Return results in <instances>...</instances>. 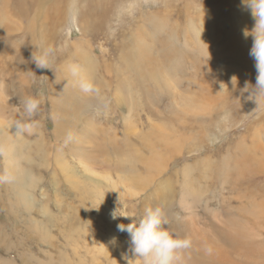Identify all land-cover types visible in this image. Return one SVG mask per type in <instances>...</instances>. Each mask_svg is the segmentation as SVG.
I'll use <instances>...</instances> for the list:
<instances>
[{"label":"rangeland","instance_id":"1","mask_svg":"<svg viewBox=\"0 0 264 264\" xmlns=\"http://www.w3.org/2000/svg\"><path fill=\"white\" fill-rule=\"evenodd\" d=\"M78 1L69 0L68 6L60 4L63 11L59 17L40 22L33 30L26 27L24 17L0 10V83L10 101L9 113L1 114L5 120L1 121L14 134V121L20 118L19 100L31 96L41 101L34 117L36 131L15 135L16 140L20 138L17 146L0 131V264H108L113 238L116 242L112 247L130 238L127 232H119L116 224L141 218L153 199L158 204L169 197L167 217L171 218L167 222L186 216L177 202L180 187L168 182L175 181L176 171L182 178L187 174V179L196 184L193 191L199 209L195 213L202 219H206L204 209L218 210L221 202L232 200L236 211L247 201L259 203L264 198V180L255 179L260 187L248 184L253 186L249 190L244 183L234 184L224 160L229 157L233 161L245 147L258 146L254 135L263 131L257 133L261 139L260 133H264V99L255 102L250 92L257 72H245L243 66L253 58L244 53L234 60L229 44L234 26V21L226 18L229 0ZM18 3L20 7L25 5L26 16L34 15L30 0ZM202 13L206 18L198 20L197 14ZM149 16L153 18L151 23L146 22ZM219 17H224V25H217ZM187 18L195 19L193 26L198 29L202 21L206 30H185ZM57 22L60 26L50 25ZM4 23L12 30H2ZM196 33L209 41L205 47L195 43ZM186 39L191 49L181 47ZM45 48L52 49L49 69H37L32 54ZM72 66L85 68L90 77L87 79L91 81L92 77L97 90L88 95L90 118L99 119L101 127L110 132L117 131L121 138L118 142L125 146L128 157L138 163L144 178L150 177L151 186L138 196H130L126 187L115 190L109 180H101L99 199L100 190L94 191L95 186L87 181L72 145L64 144L58 134L64 126L60 101L84 99L63 83L74 80L69 76ZM165 70L178 80V94L161 86ZM210 76L217 79L218 94L212 93V103L206 110L194 115L177 111L175 103L187 104L183 97L195 92L192 80L205 81ZM159 78L163 82L159 83ZM214 86L208 85L204 93ZM130 101L134 105L133 121L126 117ZM128 124L135 126L129 128ZM241 142H245L244 148L238 146ZM6 149L12 153L13 163L6 160ZM141 158L154 163L156 171L148 173L140 164ZM63 160L70 163L71 173L61 170ZM163 164L167 170L158 173ZM106 172L98 173L114 179L120 174L108 167ZM17 182L22 183L23 190ZM114 211L121 217L113 219ZM126 215L131 218L125 220L122 216ZM112 220L114 226L109 222Z\"/></svg>","mask_w":264,"mask_h":264},{"label":"bare ground","instance_id":"2","mask_svg":"<svg viewBox=\"0 0 264 264\" xmlns=\"http://www.w3.org/2000/svg\"><path fill=\"white\" fill-rule=\"evenodd\" d=\"M68 2L69 0H30V4L34 9L33 11L35 13L34 15L28 14L26 16L25 14L26 10L24 7L25 5L24 6L21 5L20 7L18 5L19 4L18 0H0V10H4L6 14L11 13L16 18L24 17L25 19H27L26 27L28 29H32L34 25L39 24L40 22L46 23L45 20L51 21L52 19L59 17L63 11L60 4L65 3V5L68 6ZM77 2L79 3L78 0ZM229 2L231 3V7L226 18L227 21L229 20L234 21V26H231L230 29L231 36H230L229 44L232 46V50H233L232 54L235 56L233 57V59L236 60L239 56H243L244 53L248 54L250 51V48L252 46V37L249 36L247 39L244 38L243 29L248 28L249 30H251V28L254 25V21L251 16L250 10L243 9L244 7L241 6V0H229ZM200 8L202 12L203 8L202 7ZM204 15L205 14L200 16L197 14L198 16L197 19L204 20L206 18L204 17ZM223 18L224 17L218 18V23H217L218 26L224 25ZM152 19L153 18L149 16L146 22L151 23ZM187 19L189 22L188 23L189 28L186 27L185 30L193 29L195 32L197 31L203 32L206 30V25L202 21L200 22V25L202 27L201 28L199 27L198 29L197 27L193 26L195 25L194 23L195 19L194 20H192L193 18L192 19L187 18ZM60 22L53 23L50 25L60 26ZM93 25L95 24L90 25L89 28ZM2 30L10 31L12 30V27L11 25L5 24L2 27ZM160 32L158 35H160ZM225 32L227 33L225 34L226 36L229 35L227 30H225ZM213 35H215L214 32ZM201 36L199 33H196V36H194L195 43L199 45V42H201L205 47L206 46L205 44L209 41L205 38L203 39L204 36L202 37ZM219 37L222 38L220 34ZM181 47L183 49L192 48L190 47V43L188 42L187 39L183 44V46L181 45ZM85 59H88V57H85ZM254 64H255L254 60H252L250 64H244L243 65L245 67L244 71L256 72ZM208 65L211 66L210 63ZM70 69L71 68H69L70 74L69 73L68 74L69 76H72ZM80 70H81V74L85 78L87 77L90 78L88 75V71H84L86 70L85 68L84 69L81 68ZM161 72L163 71L161 70ZM164 75L165 76L163 77H166L165 80L159 78V83L163 82L164 80V83H162L161 86L167 87L168 90L173 93V95L178 94V90L175 89V87L178 86V80L169 71L165 70ZM88 80L90 81V79ZM124 80H126V78H124ZM66 81L67 80H64L63 83H65L67 87L68 86L72 87V91L70 92L74 94H81L84 99L80 100L79 98H75L72 101H68L65 99V100H61L62 102L58 99L60 101L59 104H62L61 107L64 112V114L61 117L62 121L64 122V126L58 129V134L60 135L62 140H64V144L66 143V145L69 146L72 145L71 147L73 149V155L78 161L81 170H83V172L86 173L85 175L87 181H89L91 185L95 186L93 187L94 191H98V189L100 190L101 195L98 196L99 199H102L101 185L103 182L101 180H105V181L109 180V182L111 183V187L114 188L115 190H121L122 187H126L129 191L130 196H138L141 192H144L145 189L151 186L152 181L151 182L149 181L150 177L147 179L144 178V175L142 176V174L139 172L137 168V166H139L138 163L133 161L130 157H128L125 146L122 145V142H118V139L121 138L117 135L116 133L117 131L110 132L109 130H106L101 127V125L98 122L99 119H96L95 117H93V119L90 118L91 116L87 111V104L90 100L88 98L89 94H85L79 89L75 79L72 80L71 82H66ZM181 81L182 80H180V82ZM193 81H194L195 92L183 97L187 99V104L175 103V105L176 104L177 105L176 106L174 105V107L177 108V111L186 113L187 115L200 114V112L206 110L207 108L206 105L212 103L211 95L212 93L213 94L216 93V88H217L216 87L217 79L214 80L212 76L207 77L205 81L204 80L197 81V79L192 80V82ZM90 82L92 83V77ZM63 83L61 84L63 85ZM210 84L212 85L215 84V86L213 88L211 87L208 88V94L204 93L205 89ZM131 92L132 91L130 90L128 91V95L130 98H132ZM9 102H10L9 98L5 93V88L0 83V115L3 113L5 114V112L9 113L8 112V110L10 109ZM133 107L134 105L130 101L128 106L129 111L126 117L130 118L132 121L134 120L131 117L132 116L131 111ZM15 114L17 113L15 112L14 115ZM76 117H78L79 120H77ZM1 119L2 117H0V131L9 140H11L15 146H17V144L20 141V138L16 140L15 134L7 130V125L4 122H2L5 120L2 119L1 121ZM132 125L128 124L127 126L131 128ZM258 132H263V131H257L256 134L254 135L255 140L258 142V146H254L253 148L251 147L244 148V145H246L245 142L244 144L243 142L238 143V146L244 148L241 151L240 155L234 157L233 161H229L228 159L229 157L224 158V160L226 161L228 174L231 181H233V183L235 182L234 184H239V185H242V183H244V185L247 187L246 188L247 190L251 189L253 186L257 188L260 187L258 183L255 182V179L264 180V133L263 134L260 133L261 139L259 138L260 139L259 140L257 138ZM129 150L132 151L130 147ZM4 153L6 160L9 163H13L14 158L12 153L8 149L4 150ZM258 153L259 155H257ZM59 155H61V153H59ZM143 158H141L143 162L140 164L142 165L144 164L146 166V170L148 171V173L150 172V170L156 171L157 169L156 165L150 162L149 160L144 161ZM59 165L61 170H63L66 174L70 172L69 170L71 166L68 161L63 160ZM107 167L113 172L115 171L117 173H120L118 175V179L111 178V176L108 174L104 176L105 173H107L106 172ZM166 170L167 168L165 169V164H163L161 167L158 168L157 172L162 173V171L164 172ZM99 171L102 174L104 173V175L100 176L99 174L101 173H98ZM70 175L71 174H68V177H70ZM174 175H175V181L168 179V182L176 184L180 187L177 189L179 195L177 198V202L186 216L176 217L174 218L172 223L167 222V225H165L164 227L168 228L178 237L181 238L187 237L191 239L192 247L181 253L184 264H264V198L259 203L255 201H247V203L242 204V206H240V208L236 211L234 210V207L232 205L233 203H231L232 200H230V202L228 201V203L227 201L225 203L221 202L218 210H208L207 208L204 209L206 212V219H202L199 216V214L195 213V211H198L199 209L198 206H195L198 197L196 195V192L193 191V189H197L196 184L193 181L187 179L188 177L187 174H185L182 178L179 176L180 175L179 172L176 171ZM25 177L27 178L28 183L30 182L33 184L32 179H30L28 175H25ZM172 179L174 178L172 177ZM248 184H252L253 186H250ZM17 186L19 187L20 190L24 189L22 183L20 182H17ZM141 187H142V191L140 190ZM224 197L226 196L223 195V198ZM223 198H221V200ZM168 202H169V197H166L162 203H158V204L153 199V205L152 206L147 205L146 208L160 207L165 214V219L168 220L171 218V217L169 218L167 217V209L169 207ZM103 208H105V210H103L104 212L108 211L107 206L103 205ZM43 211L46 214H48V211L46 209H44ZM127 219L128 218H126L125 220ZM109 222L110 224H112V226H114L115 225L114 223H116L113 222V220ZM129 242H130V238L129 240L124 241L122 244H119L120 246L118 247L117 246L112 247L114 243L111 244L110 246L111 253L108 264H127V261L125 260L124 256L127 255L129 259L132 258ZM209 249L210 251H208ZM70 262L67 263L71 264Z\"/></svg>","mask_w":264,"mask_h":264},{"label":"clouds","instance_id":"3","mask_svg":"<svg viewBox=\"0 0 264 264\" xmlns=\"http://www.w3.org/2000/svg\"><path fill=\"white\" fill-rule=\"evenodd\" d=\"M241 6L250 10L254 25L249 30L243 29V35L247 39L252 37V46L249 56L253 58L257 72L256 84L251 87V95L256 97L255 102L264 99V0H241ZM51 48L38 50V54H32V62L37 69H49ZM71 75L76 80L77 86L85 94L97 91L94 85L81 74L78 66H72ZM33 73V72H32ZM34 74V73H33ZM246 87L245 89H248ZM41 101L35 97L27 96L19 100V119L14 121L15 135L22 136L25 133L32 134L38 127L34 120ZM3 179H7L4 177ZM116 211L112 218L116 219ZM131 218L127 216H122ZM165 214L160 207H149L138 220H132L129 224H117L119 232H127L130 236V252L132 258L124 256L127 264H184L181 253L192 247V241L187 237H178L168 228ZM116 242L114 237L112 243ZM210 251V249L208 250Z\"/></svg>","mask_w":264,"mask_h":264}]
</instances>
